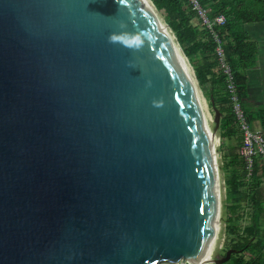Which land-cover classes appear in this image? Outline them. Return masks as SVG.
<instances>
[{
    "label": "water",
    "instance_id": "obj_1",
    "mask_svg": "<svg viewBox=\"0 0 264 264\" xmlns=\"http://www.w3.org/2000/svg\"><path fill=\"white\" fill-rule=\"evenodd\" d=\"M143 2L0 0V264L230 259L205 256L221 113L207 136Z\"/></svg>",
    "mask_w": 264,
    "mask_h": 264
},
{
    "label": "trees",
    "instance_id": "obj_2",
    "mask_svg": "<svg viewBox=\"0 0 264 264\" xmlns=\"http://www.w3.org/2000/svg\"><path fill=\"white\" fill-rule=\"evenodd\" d=\"M156 12L174 34L184 55L194 70L200 91L221 113L218 127L220 142L219 151H225L222 160V172L225 188V207L222 214L225 226L226 250H233L230 259L223 264H264V225L253 223L242 227L246 214L244 202L249 201L250 207L258 216L262 213L261 193L259 191L260 174L264 167L255 160V170L251 181H245V166L239 155L241 137L236 121L231 112L230 102L225 91L224 78L217 69L214 58L215 44L207 28L202 24L196 13L192 11L189 0H150ZM212 20L218 15L226 18L225 25L214 30L223 42L228 64L231 66L237 91L241 102L248 97V77L245 70L256 64L257 45L248 38L244 26L246 24L264 23V0H199ZM244 108V107H243ZM247 121L252 126L258 122L264 135V108L250 113L244 108ZM236 140V145L228 146L227 141ZM226 141V144H225ZM227 160V162H226ZM250 182V183H249ZM252 186L246 195L244 187ZM248 204V203H247ZM225 245V244H224Z\"/></svg>",
    "mask_w": 264,
    "mask_h": 264
},
{
    "label": "built area",
    "instance_id": "obj_3",
    "mask_svg": "<svg viewBox=\"0 0 264 264\" xmlns=\"http://www.w3.org/2000/svg\"><path fill=\"white\" fill-rule=\"evenodd\" d=\"M189 3L191 5L192 11H194L198 17L196 21L200 20L207 28L215 44L214 58L217 63V69L224 78L225 91L230 102L231 112L233 114L234 120L236 121L237 129L241 137V144L238 152L245 166V181H250L255 170V160H258V162L264 167V136L259 130L253 129V127L247 121L241 99L238 95L237 84L233 70L226 59L223 42L214 30L216 26L221 27L225 25L226 18L223 15H218L210 20L207 18V12L201 7L199 0H189ZM168 30L174 41H176L172 31L169 28ZM183 56L189 63L186 56L184 54ZM221 184L224 186V181L221 182ZM222 240L224 241V238Z\"/></svg>",
    "mask_w": 264,
    "mask_h": 264
},
{
    "label": "rangeland",
    "instance_id": "obj_4",
    "mask_svg": "<svg viewBox=\"0 0 264 264\" xmlns=\"http://www.w3.org/2000/svg\"><path fill=\"white\" fill-rule=\"evenodd\" d=\"M150 1V0H149ZM149 1L147 0V2L149 3ZM151 3V2H150ZM149 3V5H151ZM154 11V9H152ZM156 12V10L154 11ZM156 14L161 18V16L156 12ZM162 19V18H161ZM163 22V20H162ZM246 76L248 77L249 83H248V97L246 98V100H244V105L249 109L250 113H255L257 111H259L260 109L264 108V73H262L261 69L259 68V63L256 59V64L253 67H249L245 70ZM202 95L203 92L201 91ZM204 97V96H203ZM207 103V107L208 110L211 114L212 117V123H211V131L214 128V123H213V111L211 110L210 106L208 105V100H206ZM253 126H257L259 127V125H255L253 124ZM217 141L216 145H215V156H216V161H217V168H218V176H219V190H220V219H219V224H218V234H217V238L215 239V246H214V252L211 258H221L224 256L225 252L227 251L226 249V243L225 241H223L222 239L225 238L224 232H225V226L223 223V219H222V214L224 212V207H225V199H224V192H223V186L221 184L222 180H223V172H222V165H223V160H222V156L223 154H226L225 151H219L218 147L220 145L221 141H224V139L222 140L219 137V132L217 131L216 134V138ZM228 146L231 145H236V140L235 139H231L229 141H227ZM226 144V141H225ZM237 149L239 150V147H237ZM247 182V181H246ZM252 190V186L248 187H244L243 191L246 195L250 194V191ZM261 202L264 200V193H262V196H260ZM248 203V204H247ZM250 202H244L243 206H246V214L245 217L242 220V227H248L250 225H252L253 223H257L258 225H264V214H259L258 216L255 214V212L253 211V208H251L250 206ZM225 244V245H224Z\"/></svg>",
    "mask_w": 264,
    "mask_h": 264
},
{
    "label": "bare ground",
    "instance_id": "obj_5",
    "mask_svg": "<svg viewBox=\"0 0 264 264\" xmlns=\"http://www.w3.org/2000/svg\"><path fill=\"white\" fill-rule=\"evenodd\" d=\"M143 1L145 2V3L143 2V6L150 11L151 8L149 7L147 0H143ZM152 14H154L155 18L157 19L161 33L166 38L167 42L169 43L172 51L174 52L175 56L177 57L180 65L182 67L184 75L188 81V84L191 88V91H192L193 96L195 98L196 104L198 106V110H199V114H200V118H201V123H202V128H203V130L207 136H211V134H212V131H211L212 117H211V114L208 110L205 98L203 97V95H202V93H201V91L197 85L196 79L193 76L192 68H191L190 64L186 61V59L184 58L183 54L181 53L179 46L177 45V43L172 38V36L169 33V30L166 28L165 24L159 19V17H156V15H155L156 13L154 11L152 12ZM217 141H219V140H217V139L213 140V147L214 148H215ZM212 157H213V155H212ZM215 235H216V230L212 235L211 242H210L208 249L206 251V254H205L206 257L211 258L213 255L214 246H215V239H216Z\"/></svg>",
    "mask_w": 264,
    "mask_h": 264
},
{
    "label": "crops",
    "instance_id": "obj_6",
    "mask_svg": "<svg viewBox=\"0 0 264 264\" xmlns=\"http://www.w3.org/2000/svg\"><path fill=\"white\" fill-rule=\"evenodd\" d=\"M244 29L248 35V38H250V40L255 42L257 45L258 54H257L256 59L259 63V68L261 69L262 73H264V23L246 24L244 26ZM242 105L246 109V111L249 112V109L244 105V103H242ZM254 124L259 125L258 122L254 123ZM252 127H253V129L259 130L260 132H262L260 127L253 126V125H252ZM262 134H263V132H262ZM230 147H233V145H231ZM237 151H238V149H237ZM226 162H227V160H226ZM258 173H259V177H260L259 191H260L261 196H262V193H264V174L263 175L260 174V171H258ZM223 180H222V182H223ZM223 188H224V186H223ZM223 192H224V199H225L226 198L225 188H224ZM261 204L263 205V207H262L263 211L261 214H264V200L261 202Z\"/></svg>",
    "mask_w": 264,
    "mask_h": 264
},
{
    "label": "clouds",
    "instance_id": "obj_7",
    "mask_svg": "<svg viewBox=\"0 0 264 264\" xmlns=\"http://www.w3.org/2000/svg\"><path fill=\"white\" fill-rule=\"evenodd\" d=\"M155 9V8H154ZM163 20V19H162ZM166 25V24H165ZM167 26V25H166ZM169 27L167 26V29H168ZM176 43H177V40L175 41ZM177 45L179 46V44L177 43ZM179 48H180V46H179ZM180 50H181V48H180ZM181 53H183V51L181 50ZM184 54V53H183ZM187 58V57H186ZM189 61V60H188ZM189 64H190V62H189ZM190 66H191V64H190ZM192 67V66H191ZM192 69H193V67H192ZM193 72V75H194V70L192 71ZM194 77H195V75H194ZM196 79V78H195ZM198 84V83H197ZM244 109V108H243ZM264 136V135H263Z\"/></svg>",
    "mask_w": 264,
    "mask_h": 264
}]
</instances>
